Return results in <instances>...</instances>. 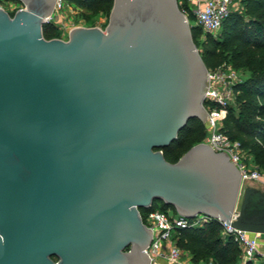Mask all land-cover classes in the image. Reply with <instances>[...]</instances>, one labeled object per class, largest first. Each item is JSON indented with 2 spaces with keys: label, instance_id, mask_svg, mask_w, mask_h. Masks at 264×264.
<instances>
[{
  "label": "water",
  "instance_id": "95a60500",
  "mask_svg": "<svg viewBox=\"0 0 264 264\" xmlns=\"http://www.w3.org/2000/svg\"><path fill=\"white\" fill-rule=\"evenodd\" d=\"M20 2L0 7V264H148L138 208L153 200L264 238V190L236 199L224 151L162 155L206 116V67L176 0H111L102 28L64 39L40 32L54 0Z\"/></svg>",
  "mask_w": 264,
  "mask_h": 264
},
{
  "label": "trees",
  "instance_id": "16d2710c",
  "mask_svg": "<svg viewBox=\"0 0 264 264\" xmlns=\"http://www.w3.org/2000/svg\"><path fill=\"white\" fill-rule=\"evenodd\" d=\"M66 1L90 13L105 11L107 14L111 5V0ZM176 2L187 21L194 18L182 2ZM238 3V8L231 9L221 20L219 36L204 33L197 51L206 69L216 67L226 56L231 67H243L247 71L244 77L231 84L232 101L225 105L218 128L229 139L236 140L252 161L264 169V0H238ZM188 24L193 41L200 27L196 23ZM40 32L44 38L57 37L56 24L47 19L41 23ZM204 134L203 121L197 117L188 118L175 137L161 147L163 157L175 160L189 145L201 141ZM156 206L161 210L166 207L174 210L160 200H153L147 209ZM144 210L138 208L141 215ZM220 228V223L213 218L200 225L180 227L175 232V243L189 251L192 257L204 254L210 264H251L250 260H238L236 242L230 235H221Z\"/></svg>",
  "mask_w": 264,
  "mask_h": 264
},
{
  "label": "built area",
  "instance_id": "2783aa9c",
  "mask_svg": "<svg viewBox=\"0 0 264 264\" xmlns=\"http://www.w3.org/2000/svg\"><path fill=\"white\" fill-rule=\"evenodd\" d=\"M2 0H0L1 2ZM16 2L8 8L21 6L20 0H9ZM69 3L66 0H54L53 7L47 19H53L54 12ZM238 0H202L201 4L193 10L194 23L198 24L203 33H213L218 30L221 20L234 8H238ZM0 7L4 8L1 3ZM185 14V13H184ZM187 19V18H186ZM223 63L212 69H206L205 89L203 91L202 106L205 110L203 120L205 134L201 141L206 142L214 150H222L228 159L239 171L238 199L245 181H253L264 187V169L257 165L248 166L241 158L242 149L234 139H229L219 127V119L224 112L225 105L232 101L231 84L237 80L233 71H223ZM230 67V66H229ZM214 81H219L216 85ZM205 101V104H204ZM237 201V200H236ZM236 204L233 207L230 218L234 217ZM139 213L141 221L150 229V239L145 247L148 255V264H192L188 260L181 258V249L175 243V232L180 227L190 225H200L211 217L204 213H196L194 216L169 215L165 210L146 209L142 215ZM218 221V220H217ZM221 225L220 234L230 235L239 248L241 260L254 259L256 255L264 257V251L258 249V234L237 228L218 221Z\"/></svg>",
  "mask_w": 264,
  "mask_h": 264
},
{
  "label": "rangeland",
  "instance_id": "374dc122",
  "mask_svg": "<svg viewBox=\"0 0 264 264\" xmlns=\"http://www.w3.org/2000/svg\"><path fill=\"white\" fill-rule=\"evenodd\" d=\"M1 5L6 8L8 11H11V9L9 10L8 8L10 7V5L15 4L17 5L16 2H11L9 4V0H2ZM194 10V9H193ZM192 10V13H193ZM54 18L52 19V21L54 22V24H56L57 27V37L60 38H66V30L69 26L72 25H97L99 27H103L104 23L106 21V17L107 14L105 11H99V12H93L90 13L89 11L79 8L77 6H75L74 4L69 3L68 5L63 6L61 9H57L54 12ZM194 18H189L188 19V23L192 24L194 23ZM211 34V33H210ZM212 36H219V32L218 30L213 32L211 34ZM204 33L201 29H199L196 33V37L193 38V42L194 45L196 47L197 50H199V41L203 38ZM227 57H223L221 60V63H223V68L222 70L224 71H229L230 69L233 71L234 75L236 78H241L244 77L247 74V71L243 68V67H238V68H233L230 66L229 62L226 61ZM230 66V67H229ZM215 85L217 83H219V81H214L213 82ZM241 158L243 159V161L246 163V165L248 166H252V165H256L252 159L251 156L244 150L241 151ZM252 186V187H256L260 190H264V187L258 185L257 183L253 182V181H245L244 182V186ZM156 209H159L157 206L155 207ZM169 215H175V211L172 210V208L170 207H166L164 209ZM182 253H181V258L188 260L190 263L192 264H210V259L205 257L204 254L199 253L196 257H192L191 253L189 251H187L185 248L180 247ZM258 255H256L254 257L257 258ZM238 260H241L240 254L238 256ZM251 261V264H264V262H262L260 259L257 260H253V259H248Z\"/></svg>",
  "mask_w": 264,
  "mask_h": 264
},
{
  "label": "crops",
  "instance_id": "0c3cea01",
  "mask_svg": "<svg viewBox=\"0 0 264 264\" xmlns=\"http://www.w3.org/2000/svg\"><path fill=\"white\" fill-rule=\"evenodd\" d=\"M179 2H182L183 5L192 12L193 9L201 4L202 0H179ZM258 249L262 252L264 251V238L258 237ZM257 259L264 262V257L262 255H258V257L253 260Z\"/></svg>",
  "mask_w": 264,
  "mask_h": 264
}]
</instances>
